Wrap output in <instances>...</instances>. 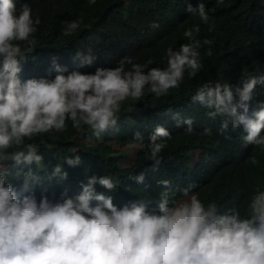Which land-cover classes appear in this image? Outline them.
I'll list each match as a JSON object with an SVG mask.
<instances>
[{
  "label": "clouds",
  "instance_id": "1",
  "mask_svg": "<svg viewBox=\"0 0 264 264\" xmlns=\"http://www.w3.org/2000/svg\"><path fill=\"white\" fill-rule=\"evenodd\" d=\"M186 11L209 22L203 3L189 4ZM39 23L27 4L18 10L14 0H0V264H264V191L254 193L245 216L236 209L220 212L214 202L205 206L193 192L194 183L173 188L167 179L158 182L161 190L151 211L149 204L137 200L120 207L114 204L109 193L120 187V181L107 175L87 177L75 196L65 190L59 198L42 192L37 199V187L44 181L60 184L68 172L60 163L47 171L39 145L31 142L34 137L63 132L67 120L73 128L87 126L99 137L116 125L122 103L129 98L139 101L146 86L157 97L165 95L179 88L185 73L195 77L202 67L201 43L194 35L200 28L194 26L184 31L190 43L181 44L178 51L166 50L164 69L124 57L115 68L64 75L66 67L53 62V79L22 81L20 61L28 53L21 43L31 48ZM79 28L77 21L67 22L63 34L71 36ZM76 56L80 66L95 60L91 54ZM257 84H264V76H250L235 89L226 83H205L191 100L208 109L209 118H231L234 128H243L245 145L264 149V103L250 112ZM173 119L176 127L186 125L189 134L194 131L190 118L181 120L176 113ZM228 123L222 121V128ZM133 138L143 141L140 131ZM169 139L171 133L163 126L149 134L146 158L153 170ZM71 153L64 162L78 166L79 155ZM9 160L12 169L4 166ZM250 162L257 164L255 157ZM130 179L143 185L145 174ZM11 180L19 183V189ZM96 185L105 191L98 192Z\"/></svg>",
  "mask_w": 264,
  "mask_h": 264
},
{
  "label": "trees",
  "instance_id": "2",
  "mask_svg": "<svg viewBox=\"0 0 264 264\" xmlns=\"http://www.w3.org/2000/svg\"><path fill=\"white\" fill-rule=\"evenodd\" d=\"M17 9L30 6L33 20L39 18L34 43L20 61L22 81L30 78L53 79V62L66 67L64 75L72 71L94 73L96 68H115L124 57L147 68L167 67L168 49L179 50L181 44L190 43L184 31L199 26L195 39L200 41L201 69L195 77L185 73L179 88L155 96L146 86L139 101L131 98L121 105L118 120L99 137L87 126L72 127L66 121L63 132L55 130L40 134L31 141L39 145L48 172L60 163L68 172L67 179L58 184L44 181L35 189L39 199L42 192L50 198H59L67 190L69 196L80 192V182L92 175H107L118 179L120 187L113 196L118 207L132 201L155 207L161 188L159 181L167 179L173 188L195 184L194 194L207 206L216 203L220 212L236 209L241 216L248 214V204L257 190L264 191V149L245 145L242 127L234 128L229 117L209 118V111L191 97L202 84H229L235 89L250 76H264V0H14ZM205 5L209 22L203 23L198 15L186 11L189 4ZM77 21L80 28L65 36L67 22ZM157 24L158 27H153ZM214 26L209 31V26ZM208 40L210 44H204ZM77 52L95 57L91 65L80 66ZM151 61V63H148ZM131 68V65H126ZM147 68L145 71H147ZM258 103H264V84H257L250 112ZM181 120L193 121L192 133L186 125L176 127L173 115ZM228 127L222 128V121ZM156 126L171 133L160 154V164L153 170L147 159L148 136ZM210 129L205 134L204 129ZM140 131L143 141L133 138ZM264 134V133H262ZM143 143L144 147L140 144ZM134 147L129 162L123 151ZM79 155L81 163L70 167L64 158ZM255 157L257 164L250 161ZM12 169V161L4 162ZM145 174L143 185L130 177ZM19 189V183L10 181ZM127 188V190H125ZM98 192L105 190L96 185Z\"/></svg>",
  "mask_w": 264,
  "mask_h": 264
},
{
  "label": "rangeland",
  "instance_id": "3",
  "mask_svg": "<svg viewBox=\"0 0 264 264\" xmlns=\"http://www.w3.org/2000/svg\"><path fill=\"white\" fill-rule=\"evenodd\" d=\"M135 148L134 147H128L127 149H125L123 151V155H124V161L123 162H129L133 156Z\"/></svg>",
  "mask_w": 264,
  "mask_h": 264
}]
</instances>
